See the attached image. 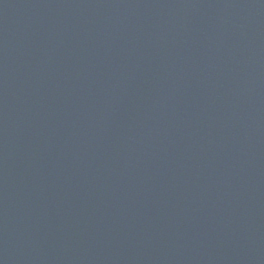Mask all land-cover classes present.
<instances>
[{
	"label": "water",
	"instance_id": "obj_1",
	"mask_svg": "<svg viewBox=\"0 0 264 264\" xmlns=\"http://www.w3.org/2000/svg\"><path fill=\"white\" fill-rule=\"evenodd\" d=\"M0 264H264V0H0Z\"/></svg>",
	"mask_w": 264,
	"mask_h": 264
}]
</instances>
